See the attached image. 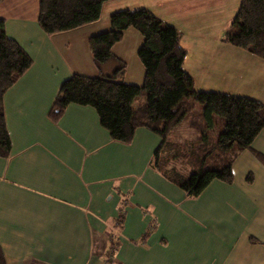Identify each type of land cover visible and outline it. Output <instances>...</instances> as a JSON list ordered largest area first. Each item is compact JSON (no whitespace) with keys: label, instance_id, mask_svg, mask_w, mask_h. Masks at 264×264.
<instances>
[{"label":"crops","instance_id":"crops-1","mask_svg":"<svg viewBox=\"0 0 264 264\" xmlns=\"http://www.w3.org/2000/svg\"><path fill=\"white\" fill-rule=\"evenodd\" d=\"M241 1L109 0L97 21L48 35L38 23L40 0H0L7 34L33 58L32 67L4 97L12 141L9 158L0 157V244L7 264H264V163L255 152L264 154V130L252 148L236 157L232 183L214 180L193 197L151 166L161 140L157 133L138 128L132 142L114 141L93 106L75 103L57 122L48 116L67 78L98 74L87 49L89 38L110 29L114 12L143 7L181 32L187 52L183 67L195 89L264 103V59L224 39ZM77 42L85 61L95 67L87 68L91 74L78 70L77 55L74 63L63 51L62 46L70 49ZM145 45L141 33L130 27L113 46L127 62L124 82L144 81L137 54ZM131 60L136 78L129 75ZM114 66L108 63L105 72ZM117 165L122 174L112 186L129 189L132 182L139 195L145 193V201L154 198V203L151 218L134 216L140 223L132 234L138 238L121 241L109 259L110 239L126 232L132 216L129 212L119 227L102 200L108 184L103 188L95 181ZM147 229L152 233L141 240ZM100 243L105 250L100 251Z\"/></svg>","mask_w":264,"mask_h":264},{"label":"trees","instance_id":"trees-1","mask_svg":"<svg viewBox=\"0 0 264 264\" xmlns=\"http://www.w3.org/2000/svg\"><path fill=\"white\" fill-rule=\"evenodd\" d=\"M107 1L40 0L39 26L48 35L80 28L97 21ZM110 23V29L89 38L98 74L74 73L67 78L51 106L49 119L57 122L72 103L93 106L114 141L132 142L138 128L157 133L161 140L151 166L188 196H199L214 180L232 183L236 157L252 148L264 130V103L248 96L195 89L193 77L183 67L187 52L180 42L181 32L150 9L116 11ZM130 27L139 31L146 43L138 52L145 69L142 85L121 79L127 62L113 51ZM224 39L264 59V0H242ZM110 62L115 66L107 73L104 68ZM32 65L31 55L7 34L6 20L0 18L1 158H9L12 152L4 97ZM138 97L145 102L135 108ZM219 125L221 130L215 136ZM255 152L264 163V154ZM248 178L251 180V175ZM118 220L123 228L124 213ZM151 233L147 229L141 240ZM109 245L106 255L111 259L119 242L112 237ZM0 264H7L1 244Z\"/></svg>","mask_w":264,"mask_h":264},{"label":"rangeland","instance_id":"rangeland-1","mask_svg":"<svg viewBox=\"0 0 264 264\" xmlns=\"http://www.w3.org/2000/svg\"><path fill=\"white\" fill-rule=\"evenodd\" d=\"M234 4H235V1H233V3L227 4V5H234ZM239 5H240V3H239ZM77 39H79V38H77ZM79 41L81 42L80 39H79ZM145 47H146V45H145ZM62 48H63V51L65 52V54L70 56V58H72V62H74V63H76V62L74 61L75 58L73 56L77 55V68H79L78 70L83 69L84 70V71H82L83 73L91 74V73H88L89 69H87V68H89L91 66L94 67V65H92L89 60H88V62L85 61L84 52L82 51L81 46L79 45V42H77V45L75 44L74 46L72 43V47L70 49L69 48L66 49V47H63V46H62ZM87 49H89V46ZM88 51H90V49ZM137 57H138L137 61H139V63H141L140 67H142L143 63L140 62L141 60L139 59L138 54H137ZM130 64L131 65H130L129 75L130 76L135 75V78H136L138 71H137V67L135 65V62L133 60H131ZM143 69H144V67H143ZM97 72H98V70H97ZM97 72H95V73H97ZM144 75H145V69H144ZM121 79H123V78H121ZM142 84H143V81H141V84H137V85H142ZM144 102H145V100H142L141 98L138 97L134 101L133 106L135 108H138ZM220 130H221L220 125L215 128V132H214L215 136L218 135ZM122 158H123V155L121 156V159ZM122 164H123L122 168L125 169V172H128L127 165L124 162H122ZM52 173H54V172L51 169L50 174H52ZM121 174H122V171L119 169V166L117 165L111 174H108L107 176H105V178H97L95 181V183L98 184L99 187L102 186L103 188L107 187L106 185L108 184V187L106 188L107 189L106 194L103 196L102 200H103V203L105 204L104 207L106 208V210H108V213L111 216V218H113V219L117 218L118 219V217L122 213H124V216L126 219V216L129 212H130L131 216L133 217V218L130 217L128 223L126 224V228H127L126 232L125 231L123 233L120 232L119 236L114 237V239H117V242H119V243L121 241H123V242L129 241L128 240L129 238H138V237H136V235L132 234V231H138V228H139L140 221L137 220L136 217L141 216L140 219L142 220L143 217H145L144 214H148V215H150L149 217L151 218L153 210H152V207H150L149 205H152V203H154V198L151 201H149V200H147L148 202L145 201V199H144L145 193L143 191H141V194L139 195V192H138L139 188H136V186L134 184H132V182L129 184V189H125L124 185H122V184H120L121 188H119V189L114 187V185L112 186V184L114 182L119 180ZM53 176L55 178H58V173H55ZM137 178H139L137 175H134L132 177V179H137ZM121 183L124 184V177H122ZM150 189L155 190L152 188V185H150ZM104 192H105V190H104ZM99 203H100V205L103 206L102 201ZM104 207L103 208L101 207V209L103 210ZM134 216H136V217L134 218ZM111 225H109V226L111 227ZM103 247L104 246L101 243L98 245V248L100 249V251H103V249H104ZM110 249H113V248H109V250Z\"/></svg>","mask_w":264,"mask_h":264}]
</instances>
